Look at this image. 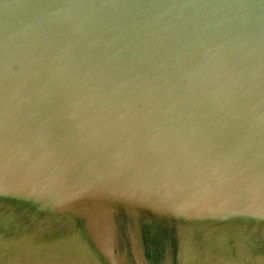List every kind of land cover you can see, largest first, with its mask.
Here are the masks:
<instances>
[{
    "label": "water",
    "instance_id": "water-1",
    "mask_svg": "<svg viewBox=\"0 0 264 264\" xmlns=\"http://www.w3.org/2000/svg\"><path fill=\"white\" fill-rule=\"evenodd\" d=\"M0 264H264V0H0Z\"/></svg>",
    "mask_w": 264,
    "mask_h": 264
}]
</instances>
